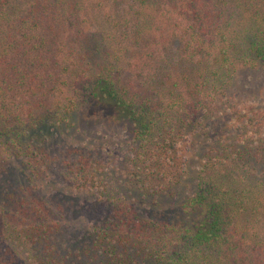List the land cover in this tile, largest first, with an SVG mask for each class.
Listing matches in <instances>:
<instances>
[{
	"label": "trees",
	"instance_id": "trees-1",
	"mask_svg": "<svg viewBox=\"0 0 264 264\" xmlns=\"http://www.w3.org/2000/svg\"><path fill=\"white\" fill-rule=\"evenodd\" d=\"M164 7L179 42L157 40ZM242 68L264 73V0H0V174L22 168L0 264H264V109L227 98ZM83 111L128 126L125 173L76 144Z\"/></svg>",
	"mask_w": 264,
	"mask_h": 264
},
{
	"label": "rangeland",
	"instance_id": "rangeland-1",
	"mask_svg": "<svg viewBox=\"0 0 264 264\" xmlns=\"http://www.w3.org/2000/svg\"><path fill=\"white\" fill-rule=\"evenodd\" d=\"M164 3L160 2L161 6ZM170 7H164L165 18L161 13L156 16V26L159 28L157 40L160 42H179L174 38L170 39V34L173 29L172 19L173 15ZM183 23V22H180ZM186 24H184L185 26ZM158 40V41H159ZM147 70V69H146ZM69 79L68 76L65 77ZM69 81V80H68ZM228 106L237 105L243 107L254 106L256 108L264 109V73L257 69L242 68L235 71L234 77H232L230 87L228 88ZM79 134H77L76 140L79 146H97L103 151V160L105 163V171L110 175L125 173L126 164H128V149L130 141V132L128 126L123 122L111 121L107 115H96L90 112L83 111L79 117ZM61 140V138H59ZM65 141V140H64ZM199 146V145H198ZM192 149L190 156L187 177L183 185L179 188L177 196L172 200H166L163 204L168 208H172L168 214L172 216L176 213L177 207L181 204V200L187 195L191 194V191L195 184L196 172L200 164V158L204 152V147ZM189 152V154H190ZM8 169L5 173L0 174V188L1 185L6 184V181L12 182L22 170L19 163L10 161L8 163Z\"/></svg>",
	"mask_w": 264,
	"mask_h": 264
}]
</instances>
